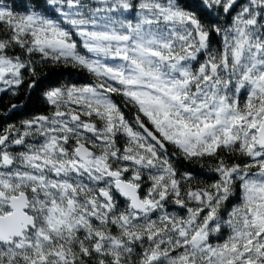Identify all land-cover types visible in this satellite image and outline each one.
I'll return each instance as SVG.
<instances>
[{"label":"snow or ice","instance_id":"obj_1","mask_svg":"<svg viewBox=\"0 0 264 264\" xmlns=\"http://www.w3.org/2000/svg\"><path fill=\"white\" fill-rule=\"evenodd\" d=\"M49 63L93 79L0 129V264H264V0H0V93Z\"/></svg>","mask_w":264,"mask_h":264},{"label":"trees","instance_id":"obj_2","mask_svg":"<svg viewBox=\"0 0 264 264\" xmlns=\"http://www.w3.org/2000/svg\"><path fill=\"white\" fill-rule=\"evenodd\" d=\"M189 2H194V0H189ZM33 79L38 81L37 87L34 90H29L27 83L22 86L16 96H11L9 93H0V129L11 123L18 124L21 120L26 119L35 114H48L51 108L47 106L42 98V93L50 87L59 86L65 83H86L90 82L93 77L81 70L72 66L63 65H52L45 64L38 67L37 75ZM30 82V81H29ZM114 100L118 103L123 104L122 97L115 96ZM243 102V97H241ZM12 104H23L22 110H14L9 112V108ZM126 116L131 118V113L135 109L128 106L124 109ZM6 114V115H5ZM169 151H172L171 146H169ZM213 161L204 158L200 160H193L191 162L182 161L180 165H177L180 172L189 171L191 169H196L197 171L193 173L195 179L192 181V185L202 186L203 184H211L216 176L210 170V165ZM238 202V201H233ZM170 211L173 209H169Z\"/></svg>","mask_w":264,"mask_h":264}]
</instances>
